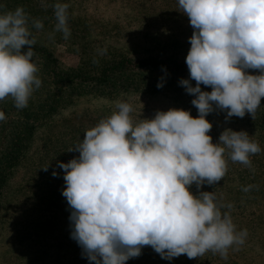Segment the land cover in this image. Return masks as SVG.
<instances>
[{
  "label": "clouds",
  "instance_id": "obj_1",
  "mask_svg": "<svg viewBox=\"0 0 264 264\" xmlns=\"http://www.w3.org/2000/svg\"><path fill=\"white\" fill-rule=\"evenodd\" d=\"M178 6L194 29L186 56L190 78L179 83L194 94L198 115L173 107L137 122L133 105L121 100L69 149L79 156L59 162L71 238L90 264H126L144 246L166 260L182 254L193 259L208 251L226 259L230 248L245 242L247 230L238 231L230 212L222 211L232 205L213 191L193 194L190 186L220 181L228 168L226 152L232 162L248 166L250 156L261 151L245 130L226 128L213 143V125L206 117L215 108L226 112V120L246 113L254 119L261 106L264 0H178ZM53 8L54 31L67 39L69 4L57 0ZM32 28L42 29L43 23L30 24L22 6L0 12V101L11 97L18 109L27 107L42 84ZM202 84L212 90H202Z\"/></svg>",
  "mask_w": 264,
  "mask_h": 264
},
{
  "label": "rangeland",
  "instance_id": "obj_2",
  "mask_svg": "<svg viewBox=\"0 0 264 264\" xmlns=\"http://www.w3.org/2000/svg\"><path fill=\"white\" fill-rule=\"evenodd\" d=\"M56 2L0 0V12L22 6L30 24L35 19L42 21V29H31L35 46L43 48L42 53L54 60L48 66L47 60L38 54L37 75L42 81V90L32 107L28 103L27 107L18 109L11 97L0 101V110L5 113V119L0 120V174L14 170L8 176L0 202V264H90L79 244L68 237L72 231L71 209L62 195L65 183L50 187L51 191H47L41 203L40 197L35 198L33 192L39 179L35 170L41 172L52 167L59 178L63 177L64 170L59 168V162L67 163L79 156L78 151L69 149L81 142L87 129L110 116L119 101L133 105L132 116L137 122L151 119L157 111L173 107L190 110L194 117L198 115L191 103L194 94L187 93L179 83L182 78H190L186 56L190 50L189 37L194 29L189 17L178 9V0H59L69 4L71 34L67 39L63 33L54 31L53 5ZM146 59L159 61L160 66L138 64ZM54 68L60 71L59 76L81 74L86 78H97L102 75L108 80L105 83L88 80L82 85L75 83L69 91L70 85L67 89H60L56 82L58 79L51 72ZM247 71L259 73L257 69ZM160 80H163V87L158 88ZM191 84L195 86L196 81L191 80ZM201 88L212 90L203 84ZM56 92L59 93L58 100ZM73 93L78 94L74 99L69 97ZM50 94L55 96L52 98L54 110L43 113L40 106L44 100L47 102ZM67 97L71 99L70 105L64 101ZM58 105L62 106L56 109ZM26 115L31 117L26 119ZM225 117V111L215 108L206 117L213 125L209 133L213 143L226 128L245 130L259 143L261 151L250 156L251 164L248 166L232 162L226 152L225 158L231 165L228 167L230 178L221 182L231 184L214 193L223 201L228 193L234 194L235 189L243 186L257 188L260 193L254 198L259 201L253 207L255 212L249 209L240 214L238 211L242 209H239L236 216L248 221L257 218L256 226H259L264 221V147L250 114L246 113L243 118L233 116L228 120ZM27 125H35L30 137V134L25 135ZM33 137L32 146L28 147ZM23 144L22 162L19 164L11 158ZM9 153L12 154L10 157ZM47 158H50L48 162ZM49 170L52 171L51 168ZM195 189L198 188L193 183L190 191ZM56 217H63L59 224ZM68 240L71 248L65 249L64 244ZM246 244L230 248L226 259L212 251L193 259L186 254L172 260L162 259L160 255L145 258L144 253L153 248L144 246L142 254L130 258L126 264H264V248L251 246L248 241Z\"/></svg>",
  "mask_w": 264,
  "mask_h": 264
},
{
  "label": "trees",
  "instance_id": "obj_3",
  "mask_svg": "<svg viewBox=\"0 0 264 264\" xmlns=\"http://www.w3.org/2000/svg\"><path fill=\"white\" fill-rule=\"evenodd\" d=\"M42 49L43 48H38L35 45L33 46L34 54L37 53V56L34 55V60L37 63H40V61H39L40 58H38V54H39L43 58H45L47 60L46 65L51 66V64L54 63V60L48 58L45 53H42V51H43ZM138 64L141 65V66H145V65L146 66H160L159 65V61H152L150 59L141 60V61H139ZM54 66H56V65H54ZM175 66L180 67V65H175ZM51 72H52V75L55 77V79L56 78L58 79V80H56V82L61 87L60 89H62V87H64V89H67L68 85H70V87L68 89L69 91L74 88L72 86V84H75V83L79 84V85H82L87 80L88 81H93L94 83H96L98 81L100 83H105L108 80L107 78H102L103 77L102 75L97 77V78L95 77L96 79L94 77L86 78V77H84L81 74H77L75 76H71V75L59 76V72L60 71L55 70V68L52 69ZM54 77H53V79H54ZM41 90H42V87H39L38 89H36L33 92L32 96L30 97L29 102H28V103H30V105H29L30 107L33 106V103L36 101L35 98H37L38 93H41ZM69 93H72V92H69ZM58 95H59V93L56 92L55 96L57 97V100L60 98ZM77 95H78L77 93H75V94L73 93V94H69V97L74 99L75 96H77ZM55 96H52L50 94V97L47 98V102H45V100L42 102V106H40V108H41L40 110H43V113L47 112L48 110H49V112H52L54 110V105H53L52 98H55ZM69 97H67V100H64V101H67V104L65 103L66 105H70L69 103H70L71 99ZM62 105H58L57 108L56 107L55 108L58 109ZM211 113H209V115ZM209 115L207 117H209ZM30 117L28 115L25 116L26 119H29ZM252 120H253V124L257 128V131L259 132L258 134L260 135L261 143H262V145L264 147V97L261 98V106L257 109L255 117H254V119L252 117ZM30 126H32V125H27L25 127L26 128V130H25L26 134L25 135L28 136L27 134H30L28 137H30L31 134H33V131H34V128H35V125H33L32 127H30ZM33 141H34V137L30 140V144H29L28 147L32 146ZM24 145L25 144L18 146V150H16V154L15 155H12L11 153H9V157H10V155H12L11 159H13L14 162L17 161V163L19 162V164L22 162V160H21L22 156L21 155L23 153L22 149H23ZM25 152H26V150H25ZM49 159L50 158H47L46 161L49 160ZM19 164H18V166H19ZM229 166H231V165H228V167ZM49 168H51L52 171L55 170V168H52V167H49ZM49 168L45 169V171H41V172H40V170H38V171L35 170V174L39 175V179H38V182L35 183V189L33 190V192H34L35 198L40 197L41 203H42L43 199H45L43 196L46 195L47 191H51L50 187H52V186H54L55 184H58V183H65L63 177L59 178L57 175L53 176V174H52L53 172L50 171ZM4 170H5V168H4ZM13 171H9L7 173L8 175L5 173V171L0 174V202L2 200L1 198L3 197L4 191L6 189L8 181H9L8 180V178H9L8 176L12 175ZM3 174H5V176ZM229 175H230V172L228 171V168H227V172H226L225 176L221 180L222 181L225 180L227 182L228 181L227 179L230 178ZM5 178H6V180H4ZM42 179H44L43 182H42ZM221 180L216 182L215 184H212V185L204 184L201 188L195 189L194 191L192 190V193L193 194H198L201 191H213V192H215L218 189H220V190L223 189V187H225L226 185H228L230 183V182L222 183ZM36 181H37V179H36ZM5 183H6V185H5ZM244 188H245V186H243L242 188L235 189L234 194H232V193L230 194V193L227 192L228 196L221 202L224 203V204H231L232 207L230 209L225 208L222 211H229L230 212V214H231V216L233 218L234 224L237 225L236 228H237L238 231L239 230H243V229L247 230V236L245 238V242L242 245H245L246 241H248V243L251 246L260 245L262 248H264V221L261 223V225L256 226L257 218L256 219L253 218L250 221H248V220H244V218L243 219L237 218V216H236V213H237V211L239 209H242V210L238 211V213L244 214L245 212H248L249 209L253 210V207L255 205L259 204L258 199H254L260 193L258 191V189L254 188L253 186H251L249 188V190L247 192H245V191H243ZM253 193H257V194L253 195ZM218 199H219V197H218ZM46 211L50 212V210H46ZM253 212H255V210H253ZM61 218H63V217H61ZM61 218L56 217V223ZM59 223L60 222H58V224ZM48 228H53V227H49L48 226ZM45 235H47V234H45ZM68 237H71V236H68ZM70 243H71L70 240L65 242V244H64L66 246L65 249L71 248V247H68V246H71ZM159 255L160 254L155 252L154 249L152 251L144 253L145 258H156ZM54 260H56V259H54Z\"/></svg>",
  "mask_w": 264,
  "mask_h": 264
}]
</instances>
